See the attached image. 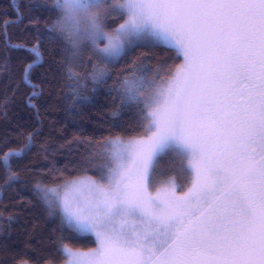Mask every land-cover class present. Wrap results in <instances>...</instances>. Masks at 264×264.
Segmentation results:
<instances>
[{
	"label": "snow or ice",
	"instance_id": "obj_1",
	"mask_svg": "<svg viewBox=\"0 0 264 264\" xmlns=\"http://www.w3.org/2000/svg\"><path fill=\"white\" fill-rule=\"evenodd\" d=\"M16 13L0 32V66L21 73L0 96V191L27 192V209L59 221L51 249L29 237L35 264L53 251L64 264H264V0H40ZM141 47L174 66L115 71ZM44 85L68 110L110 97L109 131L121 134L79 141L91 175L24 163L55 148L41 120L9 119L10 104L20 93L38 114ZM165 148L190 185L182 195L171 181L150 191ZM18 219L0 213V264L19 255L7 243ZM79 239L95 247L64 243Z\"/></svg>",
	"mask_w": 264,
	"mask_h": 264
},
{
	"label": "trees",
	"instance_id": "obj_2",
	"mask_svg": "<svg viewBox=\"0 0 264 264\" xmlns=\"http://www.w3.org/2000/svg\"><path fill=\"white\" fill-rule=\"evenodd\" d=\"M40 0H0V32L4 28V20H13L16 18V10L19 8L23 14L24 8L29 3H39ZM27 20L19 25L23 28L28 24ZM43 27V21L41 22ZM12 29H10L11 31ZM14 42H20L14 40ZM0 47H2V40H0ZM168 53L162 49L156 48H138L131 53L125 61H121L115 66V71H119L126 63H130L132 59H143L145 63L157 66L159 63H164L165 66H174V62L167 60ZM180 61H175L178 64ZM43 69L37 68L34 75V83L40 85L42 77L37 73H41ZM19 62L13 60L11 64L5 68L0 66V96L5 93L12 97V89H14L20 79ZM115 77V72H114ZM163 76L164 74L161 73ZM15 81L16 83H13ZM111 83V81H109ZM44 91L40 98V110L37 114L33 109L27 105V101L20 93H17L13 98V103L10 104L8 112L9 119H14L15 113L19 112L25 120L39 119L43 122L44 136L40 139L50 140L54 144V154L48 155L44 152L34 151L30 159L25 160L24 163L32 164L37 170L44 171L46 166L55 163V167L64 169V179L74 178L77 175L89 174L77 167V161L85 154L86 144L80 143L81 140L92 139L94 141L101 140L111 135L121 134L119 130L112 129L109 131L108 121L110 119L111 102L110 97L105 94H98L93 102H89L80 106L77 110H68L67 105L60 101L59 92H52L50 96V89L47 85L43 86ZM23 92V89H21ZM50 97V98H49ZM106 105H108L106 107ZM4 120L3 115H0V122ZM3 127L0 126V133L3 132ZM169 149L165 148L163 153L159 154L156 163L155 180H160L165 177H174L179 182V186L183 189L186 183L184 178L178 174L172 165V159L168 153ZM181 189V190H182ZM29 195L27 192L16 195L11 190L0 191V213L7 217L9 215H16L19 217L18 221L13 223L11 231V239L7 241L9 244L14 243L15 249L19 252L9 264H20L21 261L27 264H35L33 253L28 245L29 237H35L33 244L43 242V246L47 249L52 248V241L50 236L53 229L58 228L59 221H52L47 217V213L42 208L36 207L27 209L22 199L27 200ZM6 206V208H5ZM22 209H26L22 212ZM35 226V227H34ZM24 228L27 231L20 232L17 229ZM3 234L0 233V244H3ZM71 248H90L94 243L87 239H79L74 241H65ZM55 257V258H53ZM4 259L3 253L0 252V262ZM65 256L56 255L53 251V256H45L40 261V264H59L63 262Z\"/></svg>",
	"mask_w": 264,
	"mask_h": 264
},
{
	"label": "rangeland",
	"instance_id": "obj_3",
	"mask_svg": "<svg viewBox=\"0 0 264 264\" xmlns=\"http://www.w3.org/2000/svg\"><path fill=\"white\" fill-rule=\"evenodd\" d=\"M165 150V149H164ZM163 150V151H164ZM82 175H85V174H81V175H77V176H82ZM86 175H89V174H86ZM76 176V177H77ZM70 179H72V178H70ZM166 181H171V182H173L175 185H176V194L177 195H182L185 191H187V188L190 186L189 184H185L186 186L185 187H183V189L181 188V186H179V182L178 181H176L175 180V178L174 177H165V178H161L160 180H155L154 181V183H153V185H152V187L150 188V191H151V193L153 194V195H155L156 194V192H157V190L162 186V184L164 183V182H166ZM182 189V190H181ZM69 247V246H68ZM95 247V245L94 246H92V247H90V248H73L74 250H79V251H82V252H87V251H89L90 249H92V248H94ZM71 248V247H70ZM65 259H66V257H65ZM65 259H64V261H65ZM64 261L63 262H61V263H59V264H64ZM24 264H27V263H24Z\"/></svg>",
	"mask_w": 264,
	"mask_h": 264
}]
</instances>
